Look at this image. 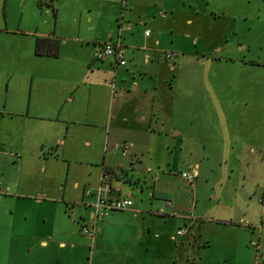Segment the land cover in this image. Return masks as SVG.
<instances>
[{
  "label": "crops",
  "instance_id": "1",
  "mask_svg": "<svg viewBox=\"0 0 264 264\" xmlns=\"http://www.w3.org/2000/svg\"><path fill=\"white\" fill-rule=\"evenodd\" d=\"M210 4L39 0L54 14L42 28H0V264H196L194 244L206 250L203 212L211 206L205 203L218 202L233 219L240 185L257 172L264 180V162L248 160L264 153V142L247 141L238 130L226 137L225 123L224 135L214 137L206 117L203 132L191 117L179 125L180 81L197 68L210 73L215 64L252 73L264 64L236 58L220 44L205 51L221 18L210 14ZM39 37L58 40V56L37 55ZM117 40L126 66L110 56L97 59L103 44ZM201 43L209 48L193 49ZM249 48L241 46L243 53ZM255 119L235 124L240 129ZM194 171V183L182 177ZM101 186L111 190L103 196L130 198L133 206L99 222L91 237L82 228ZM258 223L247 209L237 225L254 232Z\"/></svg>",
  "mask_w": 264,
  "mask_h": 264
},
{
  "label": "rangeland",
  "instance_id": "2",
  "mask_svg": "<svg viewBox=\"0 0 264 264\" xmlns=\"http://www.w3.org/2000/svg\"><path fill=\"white\" fill-rule=\"evenodd\" d=\"M45 1L49 2L50 0ZM209 1L211 3L210 14L213 15L216 12L221 17L216 20L212 17V22L215 23V20L218 28L212 30L210 49L203 47L204 43L193 49L200 52L205 49H207L205 51H212L217 44H220L228 49L225 52H234L236 58H252L258 63L264 64V0ZM38 3L39 0H0V28L8 27L12 30L30 31L42 28L47 21L54 19V14L45 6L43 9L40 8ZM220 3L226 7L236 4L238 9L234 10V5L227 11H220L217 6ZM5 21L7 26H5ZM243 44L249 45L251 51L243 53L241 50ZM184 62L194 65L191 58H185ZM201 62L204 63V60ZM217 65L213 66L210 73L206 72V68H197L192 71L193 73L181 79V89L178 94L180 104L178 117L181 118L179 125L186 124L187 118L191 117L192 120H196L194 130L197 133L203 132L205 130L203 118L206 117L210 118V130L214 137L218 138L224 135L222 130L224 131L225 128H222V124L225 123L228 129L226 137L238 130L245 133L243 138L247 141L264 142L262 138L264 134V67L252 68V73L246 69L236 68L235 64ZM188 83L194 87L191 88ZM233 101H237V104L234 105ZM247 102H249V106L246 105ZM194 103L195 105H193ZM249 115H254L257 119L249 123L248 126L247 121L242 122L243 127L240 126L239 129L235 123L241 117ZM200 126L202 129H199ZM225 140H230V138ZM233 156L230 153L231 159ZM222 157L224 158V155ZM262 159L264 160V153L261 154L259 151L248 158L253 164L263 163ZM220 160L222 158L218 156L214 162ZM217 173H220V170ZM261 177L262 174L257 172V178L248 180L245 185H240V193L235 200L237 201V210L231 214L234 215L232 220L225 217L230 213L225 212L223 206H220L218 202L208 201L205 203L206 206H211L210 211L203 212L205 215L207 214L206 222H209L203 230L204 235H202L207 241L206 250L200 251L198 243H193L195 249L191 250L193 252L191 261L195 260L198 264V253H200L203 257L200 260L201 264H264V221L261 222V219L264 218V207L261 203L264 197V180ZM247 209H252L253 214L259 218L258 228L254 232L237 225ZM226 222L232 223L231 225L239 229L226 226L224 224ZM198 228L199 225L196 226V231ZM187 238L189 239V236ZM259 242L262 245L260 248L257 247ZM189 248V242L185 246H181V257H186ZM181 264H186V261Z\"/></svg>",
  "mask_w": 264,
  "mask_h": 264
},
{
  "label": "built area",
  "instance_id": "3",
  "mask_svg": "<svg viewBox=\"0 0 264 264\" xmlns=\"http://www.w3.org/2000/svg\"><path fill=\"white\" fill-rule=\"evenodd\" d=\"M150 31L146 32V35H149ZM113 57L117 63L121 66L127 65V56L126 49L121 42V40L110 41L103 44L97 54V59L102 60L107 57ZM170 57V55H169ZM119 150H122L123 153L127 154V147L125 145H117L116 147ZM182 177L187 179L189 182L194 183L198 177V173L196 171L190 173H182ZM110 191L109 188L100 187L97 191V200L94 204V213L90 222L85 224L82 228L84 234L89 235L91 237L95 236L97 232V224L99 222L105 221L108 219L113 213L119 211L128 210L133 206V201L130 198H113L111 196H103L104 191ZM91 192H88L90 195ZM264 206V199L262 200ZM168 205H172L170 201L167 202ZM244 224V223H241ZM246 225V223H245ZM184 230L178 231V235H183ZM260 243V242H259ZM257 247H261V243L257 245Z\"/></svg>",
  "mask_w": 264,
  "mask_h": 264
},
{
  "label": "trees",
  "instance_id": "4",
  "mask_svg": "<svg viewBox=\"0 0 264 264\" xmlns=\"http://www.w3.org/2000/svg\"><path fill=\"white\" fill-rule=\"evenodd\" d=\"M60 43L50 38H37L36 53L39 56H58Z\"/></svg>",
  "mask_w": 264,
  "mask_h": 264
}]
</instances>
